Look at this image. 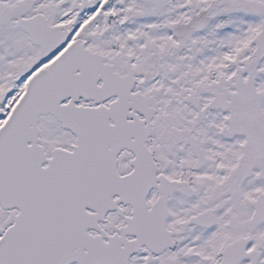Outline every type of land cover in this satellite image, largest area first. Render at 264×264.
I'll return each instance as SVG.
<instances>
[{
  "label": "snow or ice",
  "instance_id": "6c2138e0",
  "mask_svg": "<svg viewBox=\"0 0 264 264\" xmlns=\"http://www.w3.org/2000/svg\"><path fill=\"white\" fill-rule=\"evenodd\" d=\"M0 264H264V0H0Z\"/></svg>",
  "mask_w": 264,
  "mask_h": 264
}]
</instances>
